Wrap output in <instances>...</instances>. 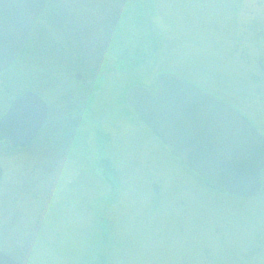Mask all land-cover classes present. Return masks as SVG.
I'll return each instance as SVG.
<instances>
[{"label": "rangeland", "instance_id": "rangeland-1", "mask_svg": "<svg viewBox=\"0 0 264 264\" xmlns=\"http://www.w3.org/2000/svg\"><path fill=\"white\" fill-rule=\"evenodd\" d=\"M78 1L86 5L48 20L38 53L21 55L0 74V86L5 79V88L24 89L33 79L52 99L48 82L58 81L65 64L52 51L60 42L84 60L89 77L117 63L100 92L107 107L99 118L114 163H95L90 125H74L87 131L83 136H61L62 122L24 150L0 141V252L23 264L86 260L90 247H78L88 238L85 224L76 226L71 209L84 191L111 194L115 175L121 199L107 210L99 204L94 220L97 243L104 237L99 218L108 222L106 264H264V173L252 198L210 190L126 113L120 97L133 85L153 87L160 72L176 73L233 105L264 134V0ZM111 92L120 99L109 106ZM6 106L0 95V115Z\"/></svg>", "mask_w": 264, "mask_h": 264}, {"label": "water", "instance_id": "water-1", "mask_svg": "<svg viewBox=\"0 0 264 264\" xmlns=\"http://www.w3.org/2000/svg\"><path fill=\"white\" fill-rule=\"evenodd\" d=\"M46 0H0V71L22 50ZM155 89L132 86L126 103L170 154L206 184L239 198L261 188L264 136L236 109L176 74L156 77ZM47 107L26 92L0 118V139L27 146L46 119ZM0 167V178L2 177ZM0 264H19L0 252Z\"/></svg>", "mask_w": 264, "mask_h": 264}, {"label": "flooded vegetation", "instance_id": "flooded-vegetation-1", "mask_svg": "<svg viewBox=\"0 0 264 264\" xmlns=\"http://www.w3.org/2000/svg\"><path fill=\"white\" fill-rule=\"evenodd\" d=\"M85 2H81L78 0L70 1V2H61L58 0H55L51 2L50 0H47L44 7L42 8V12L37 16V18L33 21L32 27L29 31L28 38L26 40V44L23 48V51L21 55L30 56L31 58L35 55V53H38L37 51L41 48V37H43V33L47 32V27L50 26V21H54V19H60L63 17V14L65 15L68 13L71 9L78 6H85ZM150 5V4H149ZM146 13V12H145ZM108 14V13H107ZM106 14V15H107ZM48 16V18H47ZM52 17V19H51ZM66 17V16H65ZM109 18H107L108 20ZM118 19V18H117ZM50 20V21H48ZM63 22V21H61ZM41 23V24H40ZM39 24V25H38ZM61 25H58L60 28H65L64 23ZM59 28V29H60ZM35 37V38H34ZM145 43H149L150 39H145ZM57 50H52L54 52H57L64 57V63L63 66L58 67V81L51 83V80H49V88L48 92H50L49 95L54 96L52 99L50 97L45 98L42 96V93L37 88V83L31 78L30 80L32 82L28 83V86L24 89H18L19 87H4L1 85L0 87V95L3 99H7V106L5 108V111L8 109L10 104L14 101L15 98L19 97L20 95L24 94L25 92H31L37 96H39L45 103L47 108V115L46 120L44 124L42 125V129L38 133L37 137L41 133L48 134H55L56 130L60 127L62 122H65L67 125L63 128L61 127L60 135L61 136H69L72 134V136H77L82 134H86L87 131L81 132L77 127L74 125H83L85 126V129H88L86 125H90L92 127H96V130L94 133H96L97 137L95 138V146L96 148V157L94 160L96 164H113L114 163V157L111 156V152L107 150L106 143H110V136H108L103 130L100 123L99 118L102 115V110H105L103 108L107 106H103L101 108V98H100V92L105 87V78L106 75L110 74L114 68H117L116 64H111L108 66H105L101 71H99L98 75H95L94 77H89L85 75V73H88L91 71L88 67H85L84 60L79 58V55L72 54L68 52V48H66L65 44L63 42L59 43ZM49 49V48H48ZM71 54V55H67ZM122 60V70H126L124 68L127 64L128 66V60L121 59ZM85 73H83V71ZM1 84H3L1 82ZM3 86V87H2ZM46 88V87H45ZM44 88V93L46 92ZM111 96L109 97L108 105H115L117 98L121 99L125 97L123 94H120V97L117 96V93L111 92ZM110 95V94H109ZM117 96V97H116ZM126 106H123V109H126ZM127 110V109H126ZM5 111L0 115L2 116ZM81 123V124H80ZM84 140L86 141L88 138L84 136ZM83 140V139H82ZM2 142H7V139H1ZM73 142L78 144V141L75 139ZM85 143V142H84ZM104 174V171H103ZM107 174V173H105ZM86 180L89 178L87 176ZM114 180L112 181V191L111 194H104V195H93L90 191H84L85 194L82 198V202L80 204L77 203L76 209H71L72 215H75L76 217V224L77 227L80 226V223L85 224L84 231L87 233V237L89 240L91 239V242H88L85 238V242L79 243V249L85 248L86 246H89L88 248V257L86 260L82 261L80 264H106L107 262L110 263V261L106 262V258L109 259V257L106 256L105 252L108 249V243H107V236H108V222L105 221L104 218H99V226L104 232V237L100 240V243H97V233H96V223L94 222L95 216L97 214V209L101 208L98 206L99 204H102L103 210H107L111 207V204L115 202L120 201V189H119V181L118 178L114 175L112 177ZM89 181V180H88ZM156 186V185H155ZM158 190V189H157ZM121 199V198H120ZM63 212H67L66 210H62ZM80 222V223H79ZM87 225V226H86ZM88 242V243H87ZM82 247V248H81ZM95 247V248H94ZM100 248V250L96 253V256L94 254V251L96 249ZM19 260V259H18ZM23 264V263H22Z\"/></svg>", "mask_w": 264, "mask_h": 264}, {"label": "trees", "instance_id": "trees-1", "mask_svg": "<svg viewBox=\"0 0 264 264\" xmlns=\"http://www.w3.org/2000/svg\"><path fill=\"white\" fill-rule=\"evenodd\" d=\"M150 1H151V0H146L145 2L149 3ZM2 83H6L5 79L3 80ZM2 85H4V84H2Z\"/></svg>", "mask_w": 264, "mask_h": 264}]
</instances>
